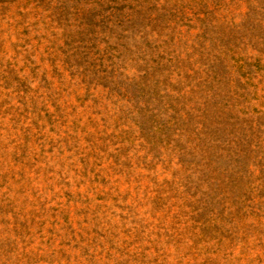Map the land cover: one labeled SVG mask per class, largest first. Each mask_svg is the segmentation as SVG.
Returning <instances> with one entry per match:
<instances>
[{"label": "rangeland", "instance_id": "obj_1", "mask_svg": "<svg viewBox=\"0 0 264 264\" xmlns=\"http://www.w3.org/2000/svg\"><path fill=\"white\" fill-rule=\"evenodd\" d=\"M0 264H264V0H0Z\"/></svg>", "mask_w": 264, "mask_h": 264}]
</instances>
